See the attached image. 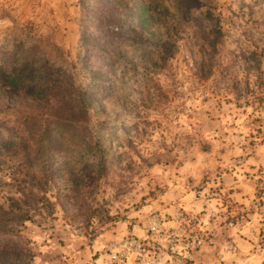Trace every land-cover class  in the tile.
Masks as SVG:
<instances>
[{"label": "rangeland", "instance_id": "obj_1", "mask_svg": "<svg viewBox=\"0 0 264 264\" xmlns=\"http://www.w3.org/2000/svg\"><path fill=\"white\" fill-rule=\"evenodd\" d=\"M146 1L162 18L177 1L184 20L165 21L161 44L134 0L107 13L121 41L114 87L87 125L117 133L109 163L64 173L59 157L52 174L33 157L0 154V217L15 199L21 207L0 219L2 244L19 248L6 264H110L128 239L159 264H264V0ZM86 16L81 0H0V50L36 46L85 86ZM8 96L0 120L18 126ZM195 237L202 244L185 259ZM205 248L212 256L197 259Z\"/></svg>", "mask_w": 264, "mask_h": 264}, {"label": "trees", "instance_id": "obj_2", "mask_svg": "<svg viewBox=\"0 0 264 264\" xmlns=\"http://www.w3.org/2000/svg\"><path fill=\"white\" fill-rule=\"evenodd\" d=\"M174 3L176 11L162 18L149 9L146 0H134L138 18L152 24L151 36L161 44L170 41L162 32L166 27L164 23L184 20L180 3ZM81 5L87 15L86 34L82 39L90 61L89 83L85 86L75 84L48 59L38 56L36 46L25 47L22 42L13 50H0V94L10 93L9 100L15 101L17 106L5 114H16L18 118L12 117L21 121L14 126L0 120V154L6 151L23 159L33 157L40 161L45 173L47 165L50 173H55L51 160L59 157L62 160L59 170L64 173L84 167L104 168L112 159L108 158L111 149L107 145L108 137H118L104 125L99 130H90L87 125L90 106L109 95L114 87L109 80L114 73L115 55L121 41L120 35L114 32V23L106 15L116 12L115 0H81ZM118 103L124 109L126 98L119 94ZM122 125L119 131L127 129L125 122ZM34 195L37 202L46 200L44 195ZM13 202L12 212H3L0 219H8L16 209L21 211L20 200ZM1 229L0 264H6V256L14 257V251L19 248L10 242L2 244L1 238L8 232Z\"/></svg>", "mask_w": 264, "mask_h": 264}, {"label": "built area", "instance_id": "obj_3", "mask_svg": "<svg viewBox=\"0 0 264 264\" xmlns=\"http://www.w3.org/2000/svg\"><path fill=\"white\" fill-rule=\"evenodd\" d=\"M152 232H158V226H153L150 229ZM202 244L199 237H195L194 241L188 243L187 250L183 256L185 259L189 257L190 251ZM150 251L147 246L136 240L128 239L123 244L118 245L116 250L110 252V264H125L130 258L134 257L133 264H159V256L154 254L150 256Z\"/></svg>", "mask_w": 264, "mask_h": 264}, {"label": "crops", "instance_id": "obj_4", "mask_svg": "<svg viewBox=\"0 0 264 264\" xmlns=\"http://www.w3.org/2000/svg\"><path fill=\"white\" fill-rule=\"evenodd\" d=\"M211 256H212V249H207V248L203 249L198 254H196V258L199 260L209 259Z\"/></svg>", "mask_w": 264, "mask_h": 264}]
</instances>
